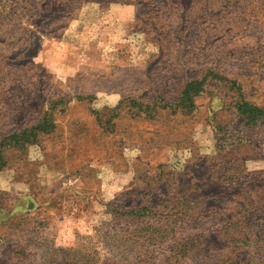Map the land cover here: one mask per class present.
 <instances>
[{"label":"rangeland","instance_id":"rangeland-1","mask_svg":"<svg viewBox=\"0 0 264 264\" xmlns=\"http://www.w3.org/2000/svg\"><path fill=\"white\" fill-rule=\"evenodd\" d=\"M241 101L264 0H0V264H264Z\"/></svg>","mask_w":264,"mask_h":264},{"label":"trees","instance_id":"trees-1","mask_svg":"<svg viewBox=\"0 0 264 264\" xmlns=\"http://www.w3.org/2000/svg\"><path fill=\"white\" fill-rule=\"evenodd\" d=\"M187 88H190V85ZM186 93L187 92H185V95ZM187 99L188 101L190 100V97L188 95H187ZM238 111L244 116L246 123H249V124L256 121L260 117L264 116V107L259 108L254 105L248 104L244 101H241V104L238 106ZM20 138H24V134L21 135Z\"/></svg>","mask_w":264,"mask_h":264}]
</instances>
